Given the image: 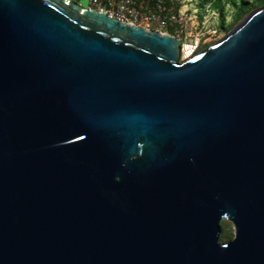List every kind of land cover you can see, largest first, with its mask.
Instances as JSON below:
<instances>
[{
    "label": "water",
    "instance_id": "water-1",
    "mask_svg": "<svg viewBox=\"0 0 264 264\" xmlns=\"http://www.w3.org/2000/svg\"><path fill=\"white\" fill-rule=\"evenodd\" d=\"M0 264H264V5L180 60L71 0H0Z\"/></svg>",
    "mask_w": 264,
    "mask_h": 264
},
{
    "label": "built area",
    "instance_id": "built-area-1",
    "mask_svg": "<svg viewBox=\"0 0 264 264\" xmlns=\"http://www.w3.org/2000/svg\"><path fill=\"white\" fill-rule=\"evenodd\" d=\"M182 3L183 0H86L85 8L146 30L172 35L180 55L184 46L191 45L195 49L200 40L197 36H193L191 43L185 40Z\"/></svg>",
    "mask_w": 264,
    "mask_h": 264
},
{
    "label": "rangeland",
    "instance_id": "rangeland-1",
    "mask_svg": "<svg viewBox=\"0 0 264 264\" xmlns=\"http://www.w3.org/2000/svg\"><path fill=\"white\" fill-rule=\"evenodd\" d=\"M81 7L86 6V0H72ZM209 1V2H208ZM243 4H249L251 0H242ZM208 7L204 8V5ZM239 0L233 3L226 0H183L182 10H184V24L186 25V42L191 43L193 36L200 38L197 47L185 46L181 51V58H188L200 51L207 45L223 37L230 29L236 25L249 11L259 6L244 11L241 17L235 18V12L239 6ZM202 6V10H201ZM209 41V43H207ZM220 232L218 243L229 241L233 236V227L227 221L219 223Z\"/></svg>",
    "mask_w": 264,
    "mask_h": 264
},
{
    "label": "trees",
    "instance_id": "trees-1",
    "mask_svg": "<svg viewBox=\"0 0 264 264\" xmlns=\"http://www.w3.org/2000/svg\"><path fill=\"white\" fill-rule=\"evenodd\" d=\"M226 1H230L231 3H233V0H226ZM242 2H243L242 0H239L240 4L238 6V9L235 12V18L236 19L241 17L245 10L253 8L257 5L263 4L264 0H251V2L249 4H243ZM201 10H202V6H201ZM207 43H209V41H207Z\"/></svg>",
    "mask_w": 264,
    "mask_h": 264
},
{
    "label": "bare ground",
    "instance_id": "bare-ground-1",
    "mask_svg": "<svg viewBox=\"0 0 264 264\" xmlns=\"http://www.w3.org/2000/svg\"><path fill=\"white\" fill-rule=\"evenodd\" d=\"M185 47V46H184ZM184 47L182 48V49H184ZM182 49H181V51H182ZM180 55H181V53H180ZM191 57V56H190ZM190 57H188V58H190ZM188 58H181L180 57V60H185V59H188Z\"/></svg>",
    "mask_w": 264,
    "mask_h": 264
}]
</instances>
